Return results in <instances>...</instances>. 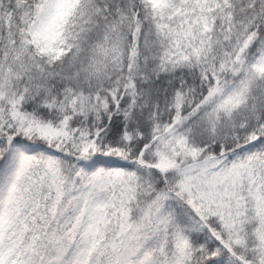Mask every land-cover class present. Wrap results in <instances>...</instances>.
<instances>
[{
  "label": "snow or ice",
  "instance_id": "6c2138e0",
  "mask_svg": "<svg viewBox=\"0 0 264 264\" xmlns=\"http://www.w3.org/2000/svg\"><path fill=\"white\" fill-rule=\"evenodd\" d=\"M0 264H264V0H0Z\"/></svg>",
  "mask_w": 264,
  "mask_h": 264
}]
</instances>
